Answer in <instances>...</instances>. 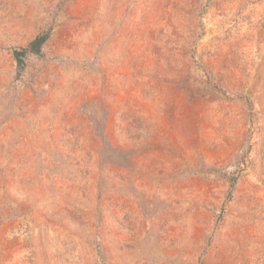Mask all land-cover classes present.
<instances>
[{"label": "rangeland", "instance_id": "obj_1", "mask_svg": "<svg viewBox=\"0 0 264 264\" xmlns=\"http://www.w3.org/2000/svg\"><path fill=\"white\" fill-rule=\"evenodd\" d=\"M0 264H264V0H0Z\"/></svg>", "mask_w": 264, "mask_h": 264}, {"label": "trees", "instance_id": "obj_2", "mask_svg": "<svg viewBox=\"0 0 264 264\" xmlns=\"http://www.w3.org/2000/svg\"><path fill=\"white\" fill-rule=\"evenodd\" d=\"M45 40H46L45 36L36 37L34 40H32L28 44V46L24 49L23 52L38 54L40 52V49H41L42 45L44 44ZM23 52H21V53H23ZM16 55L19 56L18 53H16Z\"/></svg>", "mask_w": 264, "mask_h": 264}]
</instances>
